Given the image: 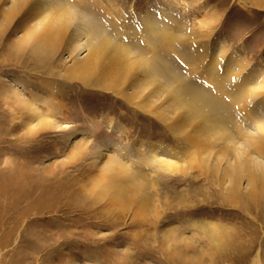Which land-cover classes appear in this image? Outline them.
<instances>
[{
  "label": "rangeland",
  "instance_id": "obj_1",
  "mask_svg": "<svg viewBox=\"0 0 264 264\" xmlns=\"http://www.w3.org/2000/svg\"><path fill=\"white\" fill-rule=\"evenodd\" d=\"M86 2L148 56L159 23L160 53L198 85L264 73V10L251 3ZM14 26L0 16V264H264L261 193L256 205L242 197L252 222L213 194L195 157L154 116L66 79L57 54L48 74ZM160 159L184 163L185 173Z\"/></svg>",
  "mask_w": 264,
  "mask_h": 264
},
{
  "label": "bare ground",
  "instance_id": "obj_2",
  "mask_svg": "<svg viewBox=\"0 0 264 264\" xmlns=\"http://www.w3.org/2000/svg\"><path fill=\"white\" fill-rule=\"evenodd\" d=\"M86 1L0 0V16L15 21L19 44L46 62L48 74L53 69L48 58L57 54L56 63L66 79L110 91L142 114L154 116L180 141L181 149L195 157L213 194L255 222L242 197L256 205V194L264 196V73L248 71L236 83L226 74L224 79L216 78L212 87L198 85L192 72L185 77L165 51L160 53L159 23L148 32L154 46L148 56L122 43L118 27L100 21ZM236 1L245 8L248 2L264 10V0ZM161 35L168 42V32ZM252 76L255 85L249 82ZM222 90L231 93L230 101ZM160 162L182 173L184 163Z\"/></svg>",
  "mask_w": 264,
  "mask_h": 264
}]
</instances>
